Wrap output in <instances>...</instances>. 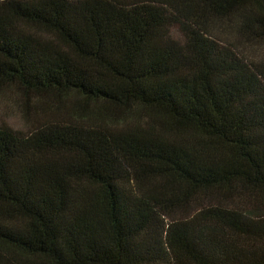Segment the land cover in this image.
Instances as JSON below:
<instances>
[{"label":"trees","instance_id":"obj_1","mask_svg":"<svg viewBox=\"0 0 264 264\" xmlns=\"http://www.w3.org/2000/svg\"><path fill=\"white\" fill-rule=\"evenodd\" d=\"M244 43L264 0H0V264H264Z\"/></svg>","mask_w":264,"mask_h":264},{"label":"rangeland","instance_id":"obj_2","mask_svg":"<svg viewBox=\"0 0 264 264\" xmlns=\"http://www.w3.org/2000/svg\"><path fill=\"white\" fill-rule=\"evenodd\" d=\"M223 32V33H222ZM173 33L180 37L179 30L173 29ZM223 35H231L230 31L222 30ZM242 43V42H241ZM244 54L252 59H264V44H246L243 45ZM7 121L14 128L22 129L26 127V121L20 106L19 94L13 89L3 90L0 93V122Z\"/></svg>","mask_w":264,"mask_h":264}]
</instances>
